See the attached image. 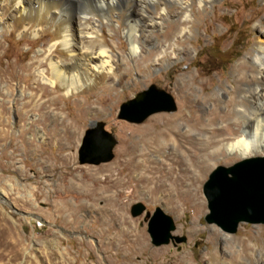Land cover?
Wrapping results in <instances>:
<instances>
[{"label":"rangeland","instance_id":"obj_1","mask_svg":"<svg viewBox=\"0 0 264 264\" xmlns=\"http://www.w3.org/2000/svg\"><path fill=\"white\" fill-rule=\"evenodd\" d=\"M174 9L179 12L177 7ZM195 12L192 33L181 48L182 56H174L171 62L150 70L148 65L128 58L130 45L122 31L106 27L105 34L115 54L129 63L128 73L125 65L122 67L124 82L109 83L96 91L83 88L68 97L62 90L43 99L38 95L33 100L29 95H35L40 85L35 78L37 66L33 64L37 57L42 58L49 37L33 40L16 32L0 31V264H207L213 252L226 262L238 250L243 251V244H231L225 235L256 245L252 264H264V222L241 221L232 233L204 219L209 210L203 185L209 174L219 166L229 167L243 159L227 151L212 156L221 145L204 143L206 137L190 131L184 122L167 128L175 134L177 145L168 144L160 153L154 144H133L131 140L136 129L158 116H174L182 111L189 118L207 116L216 103L221 112L228 110L224 103L241 84L236 81L237 66L255 48L257 33L264 32V0H216L206 10L197 6ZM165 27L153 38L162 39ZM171 39L174 41L176 35ZM154 49L153 45L148 50ZM183 79L190 83L194 108L183 106ZM6 85L15 90L12 98L5 95ZM152 85L170 94L176 109L155 112L140 123L119 118L120 106ZM18 89L25 94L20 96ZM198 95H220V101L197 103ZM234 120L216 124V128H222L217 141L230 142L242 131ZM92 122H103L117 140L114 156L107 162L79 161V147ZM181 152H187L186 158L176 167L189 169V177L198 175L192 162L207 167L206 175L197 184L199 201H190L184 194L195 189L189 181L179 194L169 186L153 192L154 184L147 189L139 183L142 175L151 176V168L162 161L167 162L165 170L175 161L180 162ZM133 157L146 161V167L134 169L130 162ZM109 186L113 188L106 194L89 192L99 187L109 190ZM137 202L145 210L133 217L131 207ZM200 202L203 210H199ZM66 204L71 208L85 207L73 217L70 210L59 209ZM157 208L172 217L175 228L171 234L185 237V241L174 238L167 244L152 243L146 213L152 215ZM112 211L125 214L129 223L112 218ZM100 218L105 221L100 222ZM101 233L105 236L101 237Z\"/></svg>","mask_w":264,"mask_h":264},{"label":"bare ground","instance_id":"obj_2","mask_svg":"<svg viewBox=\"0 0 264 264\" xmlns=\"http://www.w3.org/2000/svg\"><path fill=\"white\" fill-rule=\"evenodd\" d=\"M214 1L216 0H0V31L16 32L33 40L49 37L45 44L47 48L40 55L42 58L37 57L33 64L37 66L35 78L40 85L35 89V95L33 93L29 95L33 100L38 95L43 99L57 95L62 90L68 97L77 94L83 88L96 91L109 83L124 82L125 72L122 67L125 65L126 73H128L129 63L125 62L126 58L124 59L122 55L115 54L114 48L108 43L106 27L122 31L130 45L128 58L132 60L135 58L138 64L148 65L150 70L156 68L158 64L171 62L174 56L177 58L182 56L181 48L184 40L192 33L196 7L206 10ZM174 7H177L179 12H176ZM166 25L167 30L163 33V38H153V34L162 32ZM173 35H176L174 41L171 39ZM153 45L155 49L148 50ZM236 72L238 73L236 81L241 84L229 93L231 99L224 103L228 108L226 112H221L216 103L207 116L196 115L189 118L182 111L174 116L155 117L146 126L135 130V135L131 137L133 144H154L156 152L160 153L166 145L177 143L175 134L167 128L184 122L187 123L190 131L196 132L200 137H206L204 143L212 146L221 145L211 153L212 156L220 151H227L235 153L241 159H247L264 153L263 31L257 33L255 48L248 53L245 62L237 66ZM4 87L5 95L12 98L15 90L10 85ZM190 87V83L183 79L180 90L185 108H194ZM202 87L204 90L208 89L206 85ZM19 91L20 96L25 94L24 90ZM218 97L220 98V95L210 98L198 95L195 102L217 101ZM96 109L101 112L103 107ZM232 119H235V123L242 131L234 135L230 142L217 141L216 135L220 134L222 128H216V124L223 121L227 123ZM129 150L132 152L133 148ZM186 154L187 152H181L182 160L180 162L174 160L175 162L166 170L164 168L167 162L162 161L160 166L151 168V176L142 175L139 183L147 189L153 188L154 184L153 192L169 186L179 194L182 192V186L189 181L190 187L193 186L195 189H188L184 191V194L190 201H199L201 197L197 184L201 181L207 167L204 164L192 162L198 175L189 177V169L179 170L176 167L183 164ZM194 157H197V154ZM191 161H193L192 158ZM130 162L137 170L146 167V161H138L134 157ZM113 186H109L111 187L109 190L99 187L90 189L89 192L96 196L106 194ZM169 201L174 202L173 198ZM83 205L77 208L64 205L65 207L59 209L65 212L70 210L71 215L75 217L79 210L85 207V204ZM198 205L199 210H203V202ZM114 206H117L116 201ZM111 216L121 223H129L125 214L115 211ZM99 221L104 222L105 219L100 218ZM100 235L103 237L105 233ZM119 236L123 235L119 234ZM225 237L231 244L241 242L243 251L240 253L238 250L235 257L226 262L213 252L209 254L207 264H244V261L252 264L256 245L248 244L246 240L238 241L228 235Z\"/></svg>","mask_w":264,"mask_h":264},{"label":"water","instance_id":"obj_3","mask_svg":"<svg viewBox=\"0 0 264 264\" xmlns=\"http://www.w3.org/2000/svg\"><path fill=\"white\" fill-rule=\"evenodd\" d=\"M119 118L140 123L150 114L159 111L172 112L176 109L170 94L150 86L134 100L120 106ZM117 140L104 128L103 122H92L85 130L80 147V163L99 164L114 156ZM209 213L208 223H216L228 232H235L241 221L264 222V156L243 159L229 167L219 166L213 170L203 185ZM145 206L137 202L131 207L133 217L141 215ZM147 231L155 245L167 244L170 239L185 241V237H174V222L160 208L150 215Z\"/></svg>","mask_w":264,"mask_h":264}]
</instances>
